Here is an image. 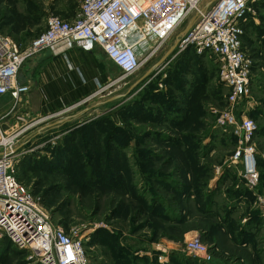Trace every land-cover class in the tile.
I'll use <instances>...</instances> for the list:
<instances>
[{"label": "rangeland", "instance_id": "1", "mask_svg": "<svg viewBox=\"0 0 264 264\" xmlns=\"http://www.w3.org/2000/svg\"><path fill=\"white\" fill-rule=\"evenodd\" d=\"M81 1L0 0V35L25 50L43 33L48 15L68 19ZM262 6L256 10L261 25L257 27L249 19L245 25L247 46L243 44L252 65L253 100L241 110L255 122L257 119L258 125L264 123ZM193 18L196 14L187 17L149 60L144 58L150 51H144L136 73L120 78L113 64V77L103 80L96 92L62 106L68 121L38 133L34 131L39 128L26 129L18 143L24 154L17 164V180L40 199L55 225L65 232L80 231L92 264H250L247 252L229 242L219 223L210 218L212 214L201 216L202 190L207 193L215 182H221L224 176L220 172H225L238 145L233 128L223 131L217 125L227 107L218 60L189 48L171 54L137 83L184 35ZM32 60L33 56L25 58L18 73L30 67ZM16 79L17 75L13 87L28 86L17 84ZM26 92L9 90L0 95V149L7 135L33 122L18 114ZM113 97L117 99L107 101ZM95 103L99 105L93 107ZM236 114L240 119L241 111ZM257 142L261 149L262 141ZM79 176L85 177L87 187ZM187 186H196L198 193L191 188L182 198L183 192L178 191ZM218 197L219 193L213 214L223 217ZM239 207L240 211L243 207ZM243 211L236 216L243 218ZM178 214L181 222L169 220ZM194 236L208 248L210 260L186 252V242ZM242 243L247 249L254 245L251 238ZM261 255L260 264H264V252ZM0 264L33 263L26 260L23 250L0 238Z\"/></svg>", "mask_w": 264, "mask_h": 264}, {"label": "built area", "instance_id": "2", "mask_svg": "<svg viewBox=\"0 0 264 264\" xmlns=\"http://www.w3.org/2000/svg\"><path fill=\"white\" fill-rule=\"evenodd\" d=\"M263 4L264 0H210L208 3L204 0H82L68 19L48 15L43 33L25 50L9 37L0 35V95L9 90L16 94L26 92L28 86L13 87L24 59L60 43L84 52L100 48L119 69V77L128 78L141 67L140 56L144 51H150L144 58L149 60L187 17L196 14L194 23L180 38L174 53L192 48L198 55L210 53L218 60V78L227 90V107L217 125L223 131L233 128L238 145L225 172L221 171L219 175L220 167L215 172L223 178L226 172L230 177L234 176L229 187L253 194L252 208L257 210L264 230V193L257 192L258 159L264 160V150L258 147V124L246 115V110H241L253 99L252 65L242 39L245 25L256 17L257 7ZM66 110L62 107L40 115L25 129L7 135L0 149V238H6L17 249L23 250L26 260L33 264H92L80 231L73 228L65 232L55 225L40 199L15 175L24 154V149H18L23 132L65 117ZM239 111L242 116L237 119ZM235 201L227 198L228 210L240 208L241 202L238 200L236 206ZM249 220L247 214L240 219V224L245 225ZM186 250L200 260H210L208 248L197 236L187 240Z\"/></svg>", "mask_w": 264, "mask_h": 264}, {"label": "crops", "instance_id": "3", "mask_svg": "<svg viewBox=\"0 0 264 264\" xmlns=\"http://www.w3.org/2000/svg\"><path fill=\"white\" fill-rule=\"evenodd\" d=\"M262 7L258 6L257 10ZM252 20L257 27L261 25V20L257 16ZM245 33L242 40L243 44L247 46L248 39ZM30 64L31 66L27 69L20 70L21 72L19 71L16 79L17 84H26L29 86L25 97L20 99L18 114L30 119V121H33L47 111L59 110L66 104L89 97L100 88L103 80L109 81L114 75L112 72L113 63L98 47L91 52H84L77 47L68 48L63 43H60L52 49H44L34 55ZM1 109L3 110L2 105H0V112H2ZM256 122H258L257 119ZM258 127L260 134L258 138L262 141L264 140V123H259ZM45 129L49 128L41 126L34 132L38 133ZM261 149H264L263 143ZM258 170L260 176L257 192L264 193V160L261 158L258 159ZM224 175L225 178H222L219 184L215 182L213 188H211L215 189L212 191V214L215 206L213 202L219 193L217 204H219V211L224 215L221 217L215 214L212 216V219L219 223V230L227 235L231 244L235 245L236 248L240 246L247 252L248 260L244 257L243 261L247 260L250 264H260L262 261L260 260L262 257L261 254L264 252V244H262L264 243V230L261 220L257 215V210L252 208L254 196L251 192L244 189L242 191H236L235 189L229 190V188H232L227 184L230 175L227 172ZM223 193L226 195L225 198L223 197ZM227 198L235 199L236 206L238 200L241 202L240 206L243 208L240 211L244 210L243 213L245 215H250V220L247 224L240 226L239 220L241 216H236L240 212L239 208L228 210L226 206ZM230 224L235 225L234 232L232 233L228 228ZM249 234L254 235L251 241L254 245L250 249L246 248V243L236 242L231 238L234 235L249 237Z\"/></svg>", "mask_w": 264, "mask_h": 264}, {"label": "trees", "instance_id": "4", "mask_svg": "<svg viewBox=\"0 0 264 264\" xmlns=\"http://www.w3.org/2000/svg\"><path fill=\"white\" fill-rule=\"evenodd\" d=\"M113 137V136H112ZM115 139H114V137H113V141H114ZM109 159V158H108ZM109 160H113L112 158H111V155H110V159ZM79 179H84V181H83V185L85 186V187H87L86 186V184H84L85 183V177H80L79 176ZM195 189V190H193V191H196L197 193H198V191H197V187L195 186H190V188H189V186H187L185 189H184V191L183 190H180V191H178V193L179 194H181V192H183V194H182V198H184L186 195H188L189 193H187L188 191L190 192V189ZM205 189H206V185H205ZM233 190L234 188L232 187V188H229V190ZM236 191H241V190H236ZM202 192H203V194H204V203H202V204H200V206H202V207H204L203 208V215H201V216H203L204 218H209V216H211V214H212V211H210L211 210V207L209 206V205H211V203H212V196H213V193H212V191H207L206 190V192L207 193H209V194H207V193H205L203 190H202ZM187 193V194H186ZM210 193H211V195H210ZM154 202V201H153ZM209 204V205H208ZM151 206V205H150ZM212 206V205H211ZM199 207V206H198ZM200 208V207H199ZM197 209V208H196ZM182 212H184L185 210L183 209V210H181ZM184 213H186V212H184ZM216 213H214V214H212V216L213 215H215ZM186 216H188V215H186ZM212 216L210 217V218H212ZM219 216V215H218ZM217 216V217H218ZM169 220H171V221H173L174 223H179V222H181L182 221V217H181V215L180 214H178V216H174L173 218H171V219H169ZM234 224H230L229 225V230L231 231V233L232 232H234ZM237 238L239 237V239H237L236 240V242H243L244 240H248L249 238H251V241L253 240V237H254V235H250L249 234V237L248 236H244L243 238H240V236H238V235H235Z\"/></svg>", "mask_w": 264, "mask_h": 264}, {"label": "water", "instance_id": "5", "mask_svg": "<svg viewBox=\"0 0 264 264\" xmlns=\"http://www.w3.org/2000/svg\"><path fill=\"white\" fill-rule=\"evenodd\" d=\"M194 21H195V19L193 18V20H191L190 24L188 25V28H187V29H189V28L192 26V24L194 23ZM179 41H180V39H177V40L174 42V44H173L172 46L169 47V49L166 51L165 55L161 58V60H160V61H159V62H158V63H157L152 69H150L149 71H147V72L143 75V77H141V79H139V81H138L137 83H139V82H141L143 79L149 77L150 74H152V72H153L156 68L160 67V66L165 62V60H166L171 54H173V53L176 51ZM114 99H117V98H116V97H113V98L108 99L107 101H112V100H114ZM96 105H99V104H98V103H95V104L93 105V107L96 106ZM66 121H68V120H67V117H66V118H61V119H59V120H56L55 122H52V123H50V124H47L45 127H46V128H51V127H53V126H55V125L62 124V123H64V122H66ZM61 122H62V123H61Z\"/></svg>", "mask_w": 264, "mask_h": 264}, {"label": "bare ground", "instance_id": "6", "mask_svg": "<svg viewBox=\"0 0 264 264\" xmlns=\"http://www.w3.org/2000/svg\"><path fill=\"white\" fill-rule=\"evenodd\" d=\"M196 17H197V16H196ZM194 237H195V236H194ZM194 237H192V238H194ZM192 238H191V239H192Z\"/></svg>", "mask_w": 264, "mask_h": 264}]
</instances>
